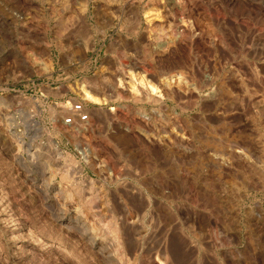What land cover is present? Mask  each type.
Returning <instances> with one entry per match:
<instances>
[{"label": "rangeland", "instance_id": "obj_1", "mask_svg": "<svg viewBox=\"0 0 264 264\" xmlns=\"http://www.w3.org/2000/svg\"><path fill=\"white\" fill-rule=\"evenodd\" d=\"M263 97L264 0H0V264H264Z\"/></svg>", "mask_w": 264, "mask_h": 264}, {"label": "built area", "instance_id": "obj_2", "mask_svg": "<svg viewBox=\"0 0 264 264\" xmlns=\"http://www.w3.org/2000/svg\"><path fill=\"white\" fill-rule=\"evenodd\" d=\"M61 108H64V112L59 114L58 118L61 125L71 131L84 132V129L87 127L90 122V110L87 105L80 99H70L68 100V105L64 107L60 105ZM60 110V109H59ZM80 154L83 153V148L79 151ZM87 153L82 154L84 158Z\"/></svg>", "mask_w": 264, "mask_h": 264}, {"label": "bare ground", "instance_id": "obj_3", "mask_svg": "<svg viewBox=\"0 0 264 264\" xmlns=\"http://www.w3.org/2000/svg\"><path fill=\"white\" fill-rule=\"evenodd\" d=\"M128 1V0H127ZM140 1V0H139ZM112 2V1H111ZM156 2V1H155ZM166 2V1H165ZM169 2V1H168ZM170 2H172V1H170ZM169 2V3H170ZM172 3H174V2H172ZM172 3H171V5H172ZM80 8V7H79ZM83 8V7H82ZM130 8V7H129ZM175 8V7H174ZM165 9V8H164ZM176 9V8H175ZM80 10H81V8H80ZM83 10H84V8H83ZM146 11V10H145ZM160 11H161V9H160ZM177 11V10H176ZM149 13V12H148ZM153 15V14H152ZM159 15V14H158ZM184 15H185V13H184ZM150 16H151V14H150ZM186 16V15H185ZM148 18H149V16H147ZM156 17V16H155ZM154 18V17H153ZM153 18H149V19H151V20H153ZM148 19V20H149ZM183 19V18H182ZM150 21V20H149ZM153 24V23H152ZM159 24V23H158ZM155 25V24H154ZM153 26V25H152ZM152 26H150V27H152ZM155 27V26H154ZM158 27V26H157ZM185 28H187V27H185ZM189 28V27H188ZM154 29V28H153ZM160 29V28H159ZM159 33H160V31H159ZM157 35H159V34H157ZM162 38V37H161ZM152 41V40H151ZM149 44V43H148ZM160 45V44H159ZM162 45V44H161ZM159 47H161V46H159ZM167 47V46H166ZM165 51V50H164ZM160 57V56H159ZM189 63V62H188ZM182 65V64H181ZM190 67V66H189ZM177 70V69H176ZM175 70V71H176ZM162 71V70H161ZM186 71V70H185ZM213 71H214V69H213ZM206 72V71H205ZM182 73V72H181ZM210 73V72H209ZM215 73V72H214ZM198 75V74H197ZM183 76H184V74H183ZM182 76V77H183ZM202 76V75H201ZM185 77V76H184ZM196 78H198V77H196ZM211 78V77H210ZM164 80V79H163ZM166 80V79H165ZM164 80V81H165ZM192 80V79H191ZM119 81H120V79H119ZM121 82H123V81H121ZM197 82V81H196ZM195 82V83H196ZM222 82V81H221ZM96 83V82H95ZM166 83V82H165ZM165 83H164V87H165ZM168 83V82H167ZM172 83V82H171ZM193 83V82H192ZM199 83V82H198ZM262 83H263V81H262ZM97 84V83H96ZM225 84V83H224ZM115 85H117V84H115ZM119 85V84H118ZM123 85V84H122ZM163 85V84H162ZM197 85V84H196ZM201 85V84H200ZM92 86H93V84H92ZM124 86V85H123ZM166 86H167V84H166ZM143 84H141V83H135V84H132V85H130V88H129V90H130V92L131 91H133L134 93L136 92H138L139 90L141 91V90H144L145 88H146V86H144L143 88ZM150 87V89H151V91H153V87H151V86H149ZM170 87H171V85H170ZM98 87H95V89H97ZM100 88V87H99ZM128 88H126V86H125V89L124 90H126L127 91V89ZM216 88V87H215ZM90 90V89H89ZM147 90V89H146ZM163 90H164V88H163ZM223 90V89H222ZM149 91V90H148ZM165 91V90H164ZM176 91V90H175ZM181 91V90H180ZM81 92H82V95L84 96V98L83 99H86V100H88V101H94V102H99V101H102V99H104L103 97H99V96H97L95 93H92V92H90V91H88V89H84V87H81ZM129 92V91H128ZM166 92V91H165ZM224 92V91H223ZM119 93V92H118ZM168 93V92H167ZM125 94V93H124ZM149 94V93H148ZM171 94V93H170ZM180 94V93H179ZM221 94V93H220ZM151 94H149V96H150ZM169 95V94H168ZM128 96V95H127ZM137 96V95H136ZM156 96V95H155ZM171 96V95H170ZM180 96V95H179ZM203 96V95H202ZM152 97V96H151ZM154 97V96H153ZM205 97V96H204ZM216 97H217V95H216ZM225 97V96H224ZM133 98V97H132ZM179 98V97H178ZM264 98V97H263ZM215 99V98H214ZM252 100V99H251ZM259 100V99H258ZM262 100H259V101H257L256 103H259V102H261ZM252 102V101H251ZM255 102V101H254ZM264 102V101H263ZM67 102H65V103H62V105L64 106V107H66V104ZM262 104V103H261ZM260 104V105H261ZM60 107V106H59ZM60 109V108H59ZM62 109V108H61ZM64 109V108H63ZM263 109V108H262ZM55 111V110H54ZM53 114V113H52ZM51 114V115H52ZM91 114H92V112H91ZM55 116V115H54ZM92 116V115H91ZM173 131V130H172ZM125 133V132H124ZM176 135V134H175ZM180 135V134H179ZM129 136H130V134H129ZM128 137V136H127ZM169 138V137H168ZM173 138V137H172ZM175 138V137H174ZM179 139V138H178ZM149 140V139H148ZM168 140V139H167ZM263 149V148H262ZM254 170V169H253ZM256 172V171H255ZM257 174V173H256ZM263 174V173H262ZM258 175V174H257ZM258 177V176H257ZM262 178V177H261ZM263 178H264V176H263ZM261 182H262V180H261ZM160 187V186H159ZM160 191V190H159ZM171 191V190H170ZM163 195V194H162ZM166 196V195H165ZM168 196V195H167ZM169 196H170V193H169ZM163 204V203H162ZM164 205V204H163ZM123 206V205H122ZM161 206V205H160ZM129 207V206H128ZM126 209V208H125ZM131 209V208H130ZM166 209V208H165ZM136 210H137V208H136ZM163 210V209H162ZM135 211V210H134ZM137 212V211H136ZM173 213V212H172ZM139 214V213H138ZM165 214V213H164ZM168 214V213H167ZM160 216V215H159ZM125 217V216H124ZM124 217H123V219H124ZM127 217V216H126ZM137 218V217H136ZM165 218V217H164ZM132 219V218H131ZM134 220V219H133ZM140 221V220H139ZM163 221H165V220H163ZM169 221V220H168ZM113 226H114V224H113ZM130 227V226H129ZM114 228V227H113ZM109 229H111V228H109ZM133 231V230H132ZM113 232H116L115 231V228L113 229V231H112V233ZM109 233V232H108ZM111 233V232H110ZM118 233V232H117ZM121 233H123V232H121ZM115 234V233H114ZM114 234H113V238H117V240H118V237L116 236V237H114ZM115 235H117V234H115ZM127 235V234H126ZM125 235V236H126ZM136 236V235H135ZM136 238H137V236H136ZM126 239V238H125ZM129 239V238H128ZM132 239H134V238H132ZM127 240V239H126ZM114 241H116V239L114 240ZM117 242V241H116ZM123 242V241H122ZM118 243V242H117ZM118 245H119V243H118ZM121 245V244H120ZM154 247V246H153ZM156 247V246H155ZM135 248V247H134ZM160 253H162V252H160ZM156 254V253H155ZM158 254V253H157ZM156 254V255H157ZM161 255V254H160ZM159 255V256H160ZM164 255V254H163ZM162 255V257L161 258H163L164 256ZM158 256V257H159ZM154 257V256H153ZM156 257V256H155ZM165 257H166V255H165ZM124 259V258H123ZM163 259H165V258H163ZM157 260H160L159 262H160V264H162V262H161V259L160 258H158ZM157 260H155V262L157 261ZM123 262V261H122ZM155 262H154V264H155ZM158 261H157V264L159 263Z\"/></svg>", "mask_w": 264, "mask_h": 264}]
</instances>
